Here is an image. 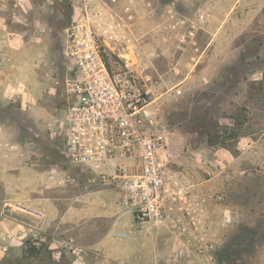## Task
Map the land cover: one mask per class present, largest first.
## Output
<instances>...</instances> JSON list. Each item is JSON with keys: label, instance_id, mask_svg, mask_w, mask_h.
<instances>
[{"label": "rangeland", "instance_id": "obj_1", "mask_svg": "<svg viewBox=\"0 0 264 264\" xmlns=\"http://www.w3.org/2000/svg\"><path fill=\"white\" fill-rule=\"evenodd\" d=\"M87 16L108 51L182 90L156 103L169 158L156 245L114 186L66 159L64 31ZM136 255L264 264V0H0V264Z\"/></svg>", "mask_w": 264, "mask_h": 264}, {"label": "built area", "instance_id": "obj_2", "mask_svg": "<svg viewBox=\"0 0 264 264\" xmlns=\"http://www.w3.org/2000/svg\"><path fill=\"white\" fill-rule=\"evenodd\" d=\"M63 57L67 162L114 186L138 228L167 226L168 143L156 103L170 91L180 94L179 84L160 77L161 92L152 74L105 48L88 16L65 29Z\"/></svg>", "mask_w": 264, "mask_h": 264}, {"label": "crops", "instance_id": "obj_3", "mask_svg": "<svg viewBox=\"0 0 264 264\" xmlns=\"http://www.w3.org/2000/svg\"><path fill=\"white\" fill-rule=\"evenodd\" d=\"M118 196H119V202H120V195H119V193H118ZM120 205H118V208H120V210H121V213H122V211L124 212V214L123 215H125V217L124 218H131L132 220H133V222L135 223V221H134V218H133V216H132V214L130 213V212H126L125 210H123V208H122V206H121V202L119 203ZM27 211L29 210L28 208L26 209ZM30 210H34V209H30ZM29 210V212H31ZM32 213V212H31ZM41 214V213H40ZM128 220V219H127ZM111 224H112V220H111ZM110 224V225H111ZM121 224H123V223H121ZM110 225H109V228H111L110 227ZM134 229H136L137 230V232H139L140 234H144L145 236V238H146V241L148 242L149 240L154 244V245H156L155 244V237H156V234H157V231H155V232H153V233H149V232H146V231H143L142 229H140V228H138L137 226H136V224H134ZM117 231H128L127 230V228L125 229V228H122V230H117ZM128 236V235H127ZM127 236H125V237H127ZM105 237V238H104ZM103 238V240H106V241H108L109 243L110 242H112V240L113 239H115V238H112V236L110 235V229H108V231H106V234H105V236H104ZM114 237H116V238H125L124 236L123 237H121V236H114ZM141 241H142V239H141ZM143 242V241H142ZM140 243V242H139ZM137 262V263H136ZM131 263L132 264H138L139 262H138V255H136V257H135V259H134V257H132L131 258ZM101 264H122L121 263V260H119L118 258H111V257H105L104 259H102L101 260Z\"/></svg>", "mask_w": 264, "mask_h": 264}, {"label": "trees", "instance_id": "obj_4", "mask_svg": "<svg viewBox=\"0 0 264 264\" xmlns=\"http://www.w3.org/2000/svg\"><path fill=\"white\" fill-rule=\"evenodd\" d=\"M210 141H211V143L213 142L212 140H209V142ZM66 159H67V157H66ZM27 244H28V247H27L28 250L27 251H28L30 256H36L40 252V247L37 245L36 240L34 242H32V240H29L27 242Z\"/></svg>", "mask_w": 264, "mask_h": 264}]
</instances>
